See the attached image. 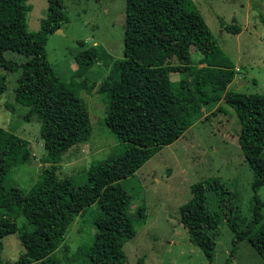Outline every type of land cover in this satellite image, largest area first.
<instances>
[{"label":"trees","instance_id":"obj_1","mask_svg":"<svg viewBox=\"0 0 264 264\" xmlns=\"http://www.w3.org/2000/svg\"><path fill=\"white\" fill-rule=\"evenodd\" d=\"M64 1L48 0L40 31L31 32L26 20L33 8L29 0H0V68L22 70L15 101L43 116L40 135L46 150L37 184L28 190L10 184L7 161L30 164L32 156L27 140L0 127V264L2 240L19 232L20 217L29 226L19 233L24 252L13 264H63L53 255L75 218L96 203L102 214L95 222L94 243L80 250L81 257L86 264H126L124 246L136 236L135 219L146 223L147 209L141 205L131 212L133 197L121 183L161 148L183 137L203 110L223 98L239 118V145L255 175L252 218L241 227L235 219L227 221L234 240L225 264H231L241 242L264 259V202L258 196L264 187V95L229 90L237 70L193 0H126L124 59L114 62L107 78L110 86L102 90L107 95L105 122L120 147L90 167L82 186L59 175L69 151L91 138L90 111L79 89L95 87L102 71L91 69L108 57L97 46L85 48L76 55L79 80L66 82L58 76L48 61L46 44L48 36L69 22ZM226 30L237 34L241 27L227 25ZM193 49L202 56L197 65ZM7 52L26 60L20 64L7 59ZM207 71L213 72L212 78H207ZM171 74H179V79L173 81ZM89 76L92 82L84 78ZM6 90V78L0 76V94ZM210 183L192 186V198L180 207V221L190 241L213 264L215 242L207 230L215 229L221 216L208 211Z\"/></svg>","mask_w":264,"mask_h":264},{"label":"rangeland","instance_id":"obj_2","mask_svg":"<svg viewBox=\"0 0 264 264\" xmlns=\"http://www.w3.org/2000/svg\"><path fill=\"white\" fill-rule=\"evenodd\" d=\"M193 1L237 70L229 90L264 95V0ZM29 3L33 8L27 14V28L38 32L47 16L48 0H29ZM64 6L69 22L48 36L46 44L48 61L58 76L66 82L79 80L76 55L85 48L97 46L108 55L91 69L94 73L102 71L95 87L90 91L79 89L90 111L91 138L87 144L71 149L58 171L61 177L82 186L87 182L90 167L120 147L105 122L107 95L102 90L110 86L107 78L114 62L124 59L126 0H65ZM227 25L240 26V33L228 32ZM5 55L20 64L26 60L14 52ZM201 58L193 49V63L197 65ZM21 73V69L10 72L0 68V76L7 83L6 92L0 94V127L29 142L31 163L18 165L7 161L6 168L10 184L28 190L42 179L46 150L40 132L45 120L31 107L15 101L14 89ZM206 76L212 78L213 72L207 71ZM170 77L176 81L179 74ZM84 78L93 80L90 76ZM240 129L235 109L223 98L213 108L203 110L201 118L183 137L161 148L134 176L121 183L133 197L131 212L141 205L147 209L146 223L135 219L136 236L124 246L126 264H210L202 249L190 241L180 221V207L192 198V186L201 182H211L207 190L208 211L221 216L219 225L207 230L215 242L213 264L226 263L234 240L228 219H235L241 227L253 216L255 175L239 145ZM258 196L264 202V187L258 190ZM229 198L232 207L228 205ZM101 214L98 203L84 209L70 226L53 259L63 264H86L80 250L93 245L95 222ZM17 224L19 232L2 240L3 264L15 263L24 252L19 233L29 225L23 217L17 219ZM231 264H264V259L247 242H241Z\"/></svg>","mask_w":264,"mask_h":264},{"label":"crops","instance_id":"obj_3","mask_svg":"<svg viewBox=\"0 0 264 264\" xmlns=\"http://www.w3.org/2000/svg\"><path fill=\"white\" fill-rule=\"evenodd\" d=\"M236 79V78H235ZM234 82V81H233Z\"/></svg>","mask_w":264,"mask_h":264}]
</instances>
